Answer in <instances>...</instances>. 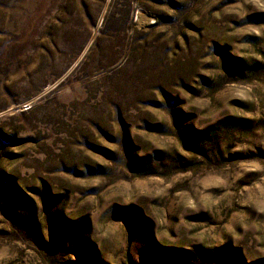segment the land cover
Listing matches in <instances>:
<instances>
[{
  "label": "rangeland",
  "instance_id": "374dc122",
  "mask_svg": "<svg viewBox=\"0 0 264 264\" xmlns=\"http://www.w3.org/2000/svg\"><path fill=\"white\" fill-rule=\"evenodd\" d=\"M0 264H264V0H0Z\"/></svg>",
  "mask_w": 264,
  "mask_h": 264
}]
</instances>
